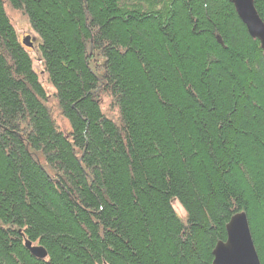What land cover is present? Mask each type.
Segmentation results:
<instances>
[{
    "label": "trees",
    "instance_id": "obj_1",
    "mask_svg": "<svg viewBox=\"0 0 264 264\" xmlns=\"http://www.w3.org/2000/svg\"><path fill=\"white\" fill-rule=\"evenodd\" d=\"M240 212L264 264V50L229 0H0V264H214Z\"/></svg>",
    "mask_w": 264,
    "mask_h": 264
},
{
    "label": "water",
    "instance_id": "obj_2",
    "mask_svg": "<svg viewBox=\"0 0 264 264\" xmlns=\"http://www.w3.org/2000/svg\"><path fill=\"white\" fill-rule=\"evenodd\" d=\"M249 35L259 40L264 50V21L259 15L254 0H229ZM220 43H222L219 38ZM26 47H33L30 36L22 39ZM25 247L38 259H45L47 251L41 245L25 241ZM214 264H261L249 221L245 212L235 214L227 225L226 241H219L214 248Z\"/></svg>",
    "mask_w": 264,
    "mask_h": 264
},
{
    "label": "rangeland",
    "instance_id": "obj_3",
    "mask_svg": "<svg viewBox=\"0 0 264 264\" xmlns=\"http://www.w3.org/2000/svg\"><path fill=\"white\" fill-rule=\"evenodd\" d=\"M5 8H6L8 17L10 18L12 24L14 25L18 33L19 38L30 36L31 40H34L35 46L33 49H30V55L33 60V65L35 69L37 70V72L39 73L40 80L47 92V95H48L47 105L49 106V109L59 129H61L64 133H67L70 130V125H69V122L61 114V111L58 107V102L55 96L54 88L50 84L48 80V75L45 72L44 64H43V61L41 60V55L39 51L40 38L32 29L31 24L27 16L25 15V13H23L21 10L13 9L8 3L5 4ZM99 91L102 92L103 89H100ZM101 98H102L101 108L105 116L109 115L111 116L110 118L111 120H114L115 122L120 123V118L117 113L118 109L116 106L113 105L112 99L106 93H102ZM172 204L178 216H180L182 220H185V212L183 208L178 204V201H173Z\"/></svg>",
    "mask_w": 264,
    "mask_h": 264
},
{
    "label": "bare ground",
    "instance_id": "obj_4",
    "mask_svg": "<svg viewBox=\"0 0 264 264\" xmlns=\"http://www.w3.org/2000/svg\"><path fill=\"white\" fill-rule=\"evenodd\" d=\"M7 12V11H6ZM102 93H106L109 97H110V95H109V93H108V91L107 90H103L102 92H100V91H97V95L95 96L94 94V96L95 97H97V102H99L100 103V106H102L101 105V101H102V98H101V94ZM111 98V97H110ZM117 113H118V115H119V111H117ZM51 117H52V119L54 120V122L56 123V121H55V119H54V117H53V115H52V113H51ZM106 117L107 118H111V116H109V115H106ZM119 118H120V115H119ZM113 122H115L114 120H112ZM117 125H119L120 123H121V118H120V123H117V122H115ZM40 163L42 164V165H44L45 166V164H44V162L42 161V160H40ZM46 167V166H45ZM46 169L48 170V171H51L48 167H46ZM54 172V171H53ZM51 173H52V171H51ZM176 201V200H175ZM179 204V203H178ZM180 205V204H179ZM237 214V213H236ZM231 220V219H230ZM230 220H229V222H230ZM228 222V223H229ZM228 223H227V225H228ZM227 225H226V232H227ZM28 241H30V240H28Z\"/></svg>",
    "mask_w": 264,
    "mask_h": 264
}]
</instances>
